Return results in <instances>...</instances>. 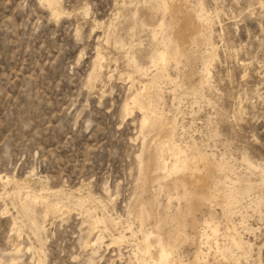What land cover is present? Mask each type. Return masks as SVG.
I'll return each mask as SVG.
<instances>
[{
	"label": "rangeland",
	"instance_id": "374dc122",
	"mask_svg": "<svg viewBox=\"0 0 264 264\" xmlns=\"http://www.w3.org/2000/svg\"><path fill=\"white\" fill-rule=\"evenodd\" d=\"M169 1L0 0V263L264 264V0Z\"/></svg>",
	"mask_w": 264,
	"mask_h": 264
},
{
	"label": "bare ground",
	"instance_id": "6f19581e",
	"mask_svg": "<svg viewBox=\"0 0 264 264\" xmlns=\"http://www.w3.org/2000/svg\"><path fill=\"white\" fill-rule=\"evenodd\" d=\"M164 7L165 8H169L170 7V1L169 0H162V2ZM175 4V3H174ZM176 7H180V4L179 3H176L175 4ZM163 7V8H164ZM164 8V9H165ZM171 8H169V11H170ZM177 8H174V10H176ZM168 10V9H167ZM165 11V10H164ZM193 27L190 26L189 22L187 23L186 27H185V30L183 32L186 33V30H190L192 31ZM198 31V30H197ZM180 34V33H179ZM178 34V35H179ZM183 34V33H182ZM160 54V58L165 61V53L163 51H161ZM164 63V62H163ZM164 66V65H163ZM144 87H142L143 89ZM145 89V88H144ZM146 90V89H145ZM144 91V90H142ZM147 91V90H146ZM148 94V93H147ZM135 96V95H134ZM132 104L133 106H129L128 104L126 105V110H131L130 108H141L138 103H137V100L136 98H132ZM148 109H149V106H148ZM144 110V109H143ZM151 112V111H149ZM144 116V115H143ZM143 123H147V117L144 116L143 117ZM142 124V123H141ZM173 154V153H172ZM160 158V157H159ZM173 162H171L172 164L169 165V161L168 160H165V158H162V161H163V165H162V168H163V172H167V171H170V173H178V171L181 173L185 172L190 164H189V161L187 159L186 156L182 155L181 151L180 150H177L174 152L173 154ZM160 159H159V163H160ZM170 167V168H169ZM193 167V165H192ZM194 171H193V175H194ZM178 176V175H177ZM178 185L182 188H185L186 184H187V176H183V177H178ZM177 185V184H176ZM184 190V189H183ZM187 190V189H186ZM29 193V192H28ZM35 196V195H34ZM56 208V207H55ZM95 222V221H94ZM99 223V222H98ZM96 224V223H95ZM204 225L206 227H209L210 229H215L216 228V225H214L213 221L210 220V219H205L204 220ZM151 233L152 232H148L146 233L143 238H144V242L146 243V250L145 252H148L151 250L150 247L153 245L155 247V250L157 252V259L153 260L151 264H173L172 261H173V258H172V247L171 246H168L166 243H164L163 239L159 236V234L156 236V240L154 241V243L152 244L151 242H149V238L151 236ZM204 233V232H203ZM119 238V237H118ZM123 238V237H122ZM121 239V238H119ZM117 240V239H116ZM144 252V253H145ZM139 262V261H138ZM144 262V261H143ZM142 262V263H143ZM141 263V262H140ZM2 264V263H0Z\"/></svg>",
	"mask_w": 264,
	"mask_h": 264
}]
</instances>
